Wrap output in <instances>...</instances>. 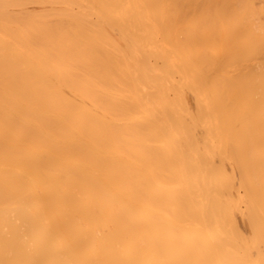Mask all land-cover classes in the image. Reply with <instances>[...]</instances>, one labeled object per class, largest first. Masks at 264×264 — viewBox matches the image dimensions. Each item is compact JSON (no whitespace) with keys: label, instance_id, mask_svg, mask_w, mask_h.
<instances>
[{"label":"bare ground","instance_id":"obj_1","mask_svg":"<svg viewBox=\"0 0 264 264\" xmlns=\"http://www.w3.org/2000/svg\"><path fill=\"white\" fill-rule=\"evenodd\" d=\"M0 264H264V0H0Z\"/></svg>","mask_w":264,"mask_h":264},{"label":"rangeland","instance_id":"obj_2","mask_svg":"<svg viewBox=\"0 0 264 264\" xmlns=\"http://www.w3.org/2000/svg\"><path fill=\"white\" fill-rule=\"evenodd\" d=\"M49 5H50V4H48V3H42V4L32 3V4H29V5H28V9L31 10V11H37V10H40L42 7H43V8H47V7H49ZM240 219H241V220H240ZM238 220H240V222L238 221V224H241V225L239 226L240 229L246 233V231H247L246 229H247V228H246V226H245L246 224H244L245 221L243 220L242 217H240V218L238 217ZM242 221H243V222H242ZM241 226H242V227H241ZM242 228H243L244 230H243Z\"/></svg>","mask_w":264,"mask_h":264}]
</instances>
